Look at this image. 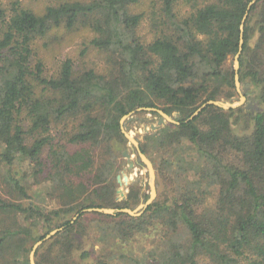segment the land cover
Instances as JSON below:
<instances>
[{
  "label": "trees",
  "instance_id": "obj_1",
  "mask_svg": "<svg viewBox=\"0 0 264 264\" xmlns=\"http://www.w3.org/2000/svg\"><path fill=\"white\" fill-rule=\"evenodd\" d=\"M141 1L0 0V264H29L55 229L36 264H264V0ZM245 14V103L189 120L238 96ZM60 31L86 34L101 70L49 73L39 45ZM140 108L178 114L139 141L157 197L138 217L83 212L148 198L116 195L120 120Z\"/></svg>",
  "mask_w": 264,
  "mask_h": 264
},
{
  "label": "rangeland",
  "instance_id": "obj_2",
  "mask_svg": "<svg viewBox=\"0 0 264 264\" xmlns=\"http://www.w3.org/2000/svg\"><path fill=\"white\" fill-rule=\"evenodd\" d=\"M30 2L34 3L36 5H41L42 0H26L27 4H29ZM149 2H150V0H142L138 9L145 11L149 5ZM140 33L142 35H145V36H147V34H148L147 29L145 27V22L142 24V27L140 29ZM56 35L58 36L59 39L54 40L55 38H50L48 41H45V42L49 43V45L47 47H42V44L44 43L43 41L40 42V45H39L40 46V55L44 59L46 68H47L49 73H53L55 71V69L57 68V65H59L60 62H62L63 60H65L67 58L71 59L73 61V63L75 64L77 69L94 68L96 70H101V68L103 67L102 56L99 55V53L97 51H94V50H88L86 53L83 52V50L86 49V47H87V45H86L87 40H85V38H84V36L86 34L74 33L70 37H67L62 33V31H60ZM56 35L53 34L52 37H54V36L57 37ZM240 87H241V85H240ZM220 101L236 103L239 101V95L234 99H230L227 101H225V100H220ZM246 106H245V108H246ZM254 108H255V106L253 107V109ZM159 117H160L159 114L153 115V114H150V113L144 112V111H142V112L140 111L138 113L133 112V113H131V115L127 116L126 120L124 121V123L121 126L124 129V131L128 132L129 135L132 138L136 139L139 143V141H142L143 135L146 134L144 132V128L149 130L150 125H156ZM169 117H172V115ZM177 117H178V114H177ZM175 121H176V119H175ZM166 124H167V122H166ZM136 126H138L139 129H136ZM149 132H152V131H149ZM126 147H127V149L125 151H127L131 155V162L134 164V168L132 170H127V166H128L129 162L124 158L126 160L127 164L123 167L122 172L119 176L122 177V173H124L128 177V184L122 185V186H119V184H118L117 190L122 189L124 192V198H125L126 194L128 193V186L134 182H137L138 185L141 187V193L145 192L149 198L150 188L148 186L147 168L140 161L133 145H131L127 141ZM149 160L153 163V168L155 171L154 162L151 159H149ZM155 175H156V173H155ZM155 184H156V179H155ZM117 190H116V195H117ZM156 192H157V187H156ZM123 199L117 195V201H120ZM147 199L145 201H147ZM141 202H143L142 199H141L140 203ZM137 207H135L134 209H136ZM134 209H131V210H134ZM34 256H35V253H34ZM28 261H29V256H28ZM34 262H35V259H34Z\"/></svg>",
  "mask_w": 264,
  "mask_h": 264
},
{
  "label": "water",
  "instance_id": "obj_3",
  "mask_svg": "<svg viewBox=\"0 0 264 264\" xmlns=\"http://www.w3.org/2000/svg\"><path fill=\"white\" fill-rule=\"evenodd\" d=\"M254 2H252L249 6H251ZM247 14H245L242 23L240 25V40H239V49L238 52L235 54L234 59H233V69H234V84H235V88L236 91L239 95V101L236 103H230V102H223V101H208L206 103H204L203 105H201L193 114L192 116L189 118L192 119L193 117H195L204 107H206L207 105H213L216 106L218 108L224 109V110H229V109H236L240 106H242L245 101V91H246V87H240V83H239V76H238V70H239V56L241 54L242 51V44H243V30H244V21L246 19ZM253 105L252 102H249L248 105L246 106V109H253ZM137 111H144V112H157L160 117L156 123V125H150L149 130H147L146 128H144V132L148 133L149 131H157L158 129H160L161 127H164L166 122L167 123H172V124H178V122L175 121V119L177 118V114L173 113L172 117H169L168 115H166L163 111L161 110H157V109H152V108H140ZM127 116L123 117L120 120V124L122 125L124 123V121L126 120ZM136 129H139L138 126H136ZM121 130L123 135L125 136V138L127 139V141L133 145L137 156L139 157L140 161L143 163V165H145V167L147 168V172H148V186L150 188V194H149V198L147 199V201L145 202H141L138 207L134 210L131 209H111V208H91V209H86L83 212H95V213H99V214H104V215H117V214H127L128 216L131 217H138L140 216L147 208L148 206L153 203V201L155 200L156 196H157V192H156V184H155V179H156V175H155V171L153 168V163L140 151L139 148V143L136 139L132 138L128 132L124 131V129L121 126ZM123 157L129 162L128 166H127V170H132L134 168V164L131 162V155L127 152L124 151L123 152ZM117 183L119 184V186L122 185H127L128 184V177L122 173V177L117 176ZM117 195L119 197H121L122 199L124 198V192L122 189H118L117 190ZM76 219V217L73 218V221ZM61 229H55L51 232H49L42 240L36 242L32 249L31 252L29 254V263L30 264H35L34 262V253L35 251L48 239H50L51 237L55 236Z\"/></svg>",
  "mask_w": 264,
  "mask_h": 264
}]
</instances>
